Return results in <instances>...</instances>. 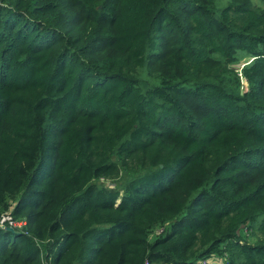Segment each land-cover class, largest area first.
Listing matches in <instances>:
<instances>
[{
	"label": "trees",
	"instance_id": "16d2710c",
	"mask_svg": "<svg viewBox=\"0 0 264 264\" xmlns=\"http://www.w3.org/2000/svg\"><path fill=\"white\" fill-rule=\"evenodd\" d=\"M4 212L0 264H264V0H0Z\"/></svg>",
	"mask_w": 264,
	"mask_h": 264
},
{
	"label": "built area",
	"instance_id": "2783aa9c",
	"mask_svg": "<svg viewBox=\"0 0 264 264\" xmlns=\"http://www.w3.org/2000/svg\"><path fill=\"white\" fill-rule=\"evenodd\" d=\"M24 224L25 223L23 220L12 218L9 212L0 214V229L5 230L6 227H10L16 231L17 229H20ZM206 262H208V260Z\"/></svg>",
	"mask_w": 264,
	"mask_h": 264
},
{
	"label": "water",
	"instance_id": "95a60500",
	"mask_svg": "<svg viewBox=\"0 0 264 264\" xmlns=\"http://www.w3.org/2000/svg\"><path fill=\"white\" fill-rule=\"evenodd\" d=\"M238 67H240V66H238ZM238 67H237V68H238ZM241 81H242V79H241ZM5 230H6V231H9V232H12V233H18L17 231H15L14 229H12V228H10V227H6Z\"/></svg>",
	"mask_w": 264,
	"mask_h": 264
},
{
	"label": "rangeland",
	"instance_id": "374dc122",
	"mask_svg": "<svg viewBox=\"0 0 264 264\" xmlns=\"http://www.w3.org/2000/svg\"><path fill=\"white\" fill-rule=\"evenodd\" d=\"M243 62V61H242ZM216 261H214V263H215Z\"/></svg>",
	"mask_w": 264,
	"mask_h": 264
}]
</instances>
